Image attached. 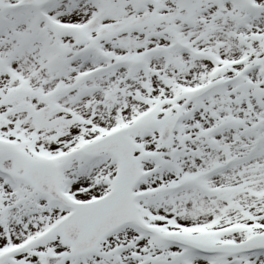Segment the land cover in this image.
Here are the masks:
<instances>
[{
  "label": "snow or ice",
  "instance_id": "obj_1",
  "mask_svg": "<svg viewBox=\"0 0 264 264\" xmlns=\"http://www.w3.org/2000/svg\"><path fill=\"white\" fill-rule=\"evenodd\" d=\"M0 264H264V0H0Z\"/></svg>",
  "mask_w": 264,
  "mask_h": 264
}]
</instances>
